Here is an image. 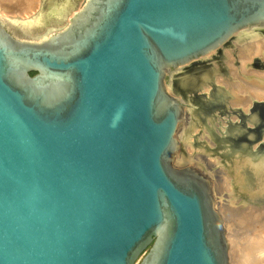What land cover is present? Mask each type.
Returning <instances> with one entry per match:
<instances>
[{
	"label": "water",
	"instance_id": "95a60500",
	"mask_svg": "<svg viewBox=\"0 0 264 264\" xmlns=\"http://www.w3.org/2000/svg\"><path fill=\"white\" fill-rule=\"evenodd\" d=\"M253 31L264 0H40L0 17V264H230L210 177L176 161L186 103L166 79ZM263 120L227 121L221 153L262 171Z\"/></svg>",
	"mask_w": 264,
	"mask_h": 264
},
{
	"label": "bare ground",
	"instance_id": "6f19581e",
	"mask_svg": "<svg viewBox=\"0 0 264 264\" xmlns=\"http://www.w3.org/2000/svg\"><path fill=\"white\" fill-rule=\"evenodd\" d=\"M38 6L40 7L39 0H0V12L3 11L4 9L11 10L13 12L17 11L22 15L21 17L22 19L29 18L30 16L35 14L37 12L36 9L39 8ZM248 38L249 40L243 39V36L237 35L236 40L234 42L235 46L233 48L230 47L229 49L224 51L226 54V58L224 60L223 65L227 70L225 74H220V75L211 77L212 72L211 73L210 71L201 72V79H202L201 81L203 82L201 89L207 90L208 86L206 85V82L209 85L208 79L213 78V80L217 84H219L221 87L223 86L224 89L228 92L229 97H230L228 100V105L230 107H240L241 108V109H238L239 111H235L236 109L234 110L231 109L236 114L233 117L234 118L233 120L238 119L239 117L242 118L243 116V119L247 120V122L252 125L253 122H255L256 119L258 118V114H260V116L264 118V105L262 106L256 105L253 107V104L255 102L264 101V72L260 71V69L259 70L254 69V67L251 64V61H253V57L251 55L256 54L258 57L257 66L264 67V37L260 35L259 32L253 31V33H251L250 36H248ZM236 62H238V64H236ZM214 65L215 67L219 66L217 63H215ZM194 83H195V80H194ZM182 84L186 85V87L183 88L184 90L183 93L185 96V90H187L188 88L187 86H189L191 82L189 84L187 82H183ZM212 87H215V88H213L211 91L209 90V94H211V92L214 93L218 91V88H216V86H212ZM170 90L172 91L173 89L170 88ZM172 92L175 93V91H172ZM191 92L192 90L189 92V98L186 99L187 101L184 100L185 103L186 102L190 103V105L186 109L187 118L184 119V123L180 127L179 132H177L179 133L178 142H179V147H180L177 151V156H176V161L178 163H187V160H191V162L196 163L197 162L196 160H198V159L195 160L193 158L194 155L192 153V145L190 141L193 137L189 133L195 127L194 126L195 123L202 122L201 115L198 113L196 105H199L200 109L201 107L204 108L205 111L210 110L212 107H217L218 105V104L214 105L212 102H209V100H211L209 99L211 98V95L209 96L207 94L203 95L202 96L203 101L201 102L199 101L200 97L193 92H192L193 94H191ZM194 97H197V98H195V100L193 101L192 98ZM253 100H256V101L253 102ZM250 109H252V111H250ZM205 122H202V125H203L202 134L199 137L204 138L206 142L213 145L214 140L217 138V134L214 132L215 131L214 129L216 128L218 132L220 128V123L222 122L224 123V120L219 119V117L218 118L213 117V118H208V119L206 118ZM225 123H227V120ZM224 127H227V126L225 125ZM224 127H221V128L224 129ZM254 128L256 129V127H253V129ZM238 129H237V132L235 133L237 135L247 133V131L243 127H240V128L238 127ZM242 146L245 147V144L242 143ZM218 150L220 149L218 148L217 150L216 149L213 150L216 153L215 154L216 157H214L215 158L214 163L216 162L219 163V165L221 166V169H220L222 171V172L220 171L221 173L229 174V177L226 178V180H228L226 181L227 189L230 190L229 185H231V188L233 189L232 197L239 199L241 206L243 205L248 206L246 208H240V206L236 207V210H235L236 212L235 211L234 212L235 214L237 213V215H241V217H244L245 215L246 219L247 218L250 219L252 224H249L248 227L252 225L251 228H253V232L257 231V233L255 232L254 235L250 234L252 235L250 238L248 239L247 237L245 238L247 239L246 243L243 245V248L241 249L242 258H244V260H247L250 264H264V223L259 224L258 222V224H256V221H253V219H251L253 217L256 218L258 211L260 209V208H256V206H254L252 203L254 202L253 200H259V198H257V194H256L257 192H254V189L258 187L260 184L261 185L264 184V169L260 172L256 171L258 170L256 168L258 164V159L256 157L246 156L244 161L242 162L241 158L235 155H229L228 157L227 154L223 155L221 153V150H220V153H218L219 152ZM202 157L206 158V156L205 157L202 156ZM219 158L221 159V161L217 160ZM200 159L201 158H199V162H200ZM230 170L232 171L234 170V173L233 172L229 173L228 171ZM220 206L222 207V205ZM218 211L220 212L221 216L226 214L224 209H220L219 206H218ZM255 218L254 220H257V218L256 219ZM235 228H238V227H235ZM242 233L244 234V232ZM228 234L229 233L227 232L226 236H227L228 247H229L228 254L231 260V252H233L234 250L231 251V244H230L232 235H228ZM242 236L244 237V235ZM242 236H241V240H242ZM238 245L239 243L237 244V247ZM230 264H232L231 261H230Z\"/></svg>",
	"mask_w": 264,
	"mask_h": 264
},
{
	"label": "rangeland",
	"instance_id": "374dc122",
	"mask_svg": "<svg viewBox=\"0 0 264 264\" xmlns=\"http://www.w3.org/2000/svg\"><path fill=\"white\" fill-rule=\"evenodd\" d=\"M39 4H40V0H39ZM38 9L39 8H37L36 10H38ZM0 17H6V18H9V19H22L21 18L22 15L19 12H17V11L13 12V11L7 10V9H4L3 11L0 12ZM247 39L249 40V38H247ZM235 40H236V38L233 40V44H227L226 46H224L223 49H222V53L220 55L218 54V52L215 51L212 54L207 55L206 57H201V58H199L198 60H196V61H194L192 63L184 65L182 67V69L178 72V74L176 75L175 78H173V79L167 78L166 79L167 85L170 84L172 86V88H173V91H175L176 94H178V91H180V90L184 92L183 88H185L186 85L182 84L183 82H187L188 84L191 82V84L189 86H187L188 87L187 90H185L186 98L184 96L183 100H186L187 98H189V92L191 90H192L193 93H195L196 95H198L200 97L199 101H201V102L203 101L202 100L203 99V97H202L203 93L207 94L208 96L211 95V98L213 97L215 99L221 93L224 94L225 100H226L224 106L212 107L210 110L205 111L204 108L201 107V109H200L199 105H196L197 111L201 115V121L202 122H205L206 118L208 119V118H213V117H217V118L219 117V119L224 120V123L223 122L220 123V127H224L225 125L228 127L229 125L227 123H225L226 120L227 121L230 120L232 123H235V124L240 121V119H239L240 117L238 119L233 120L234 119L233 117L236 114L232 110L236 109L235 111H239L238 109H241V108L240 107H230L228 105V100H229L230 97H229L228 92L224 89L223 86L221 87L219 84H217L213 80V78L212 79L209 78L208 79L209 85L206 82V85L208 86V89L207 90L201 89L202 83H203L201 81L202 80L201 79V72L210 71V73L212 72L211 73V77L212 76H216V75H220V74H225L227 72L226 68L223 65L224 64V60L226 58V54H225L224 51L229 49L230 47L233 48L235 46V43H234ZM251 56L253 57V61H251V64L254 67V69H257V70L260 69V71L264 72V67L256 65L257 64L256 63L257 62V58H258L257 55L256 54H252ZM213 63L214 64L217 63L219 66L215 67V65ZM236 64H238V62H236ZM174 79H176V80H174ZM194 80H195V83H194ZM214 85L216 86V88H218V91H216L214 93L211 92V94H209V90L211 91L213 89L212 86H214ZM178 87H179L180 90L178 89ZM192 92H191V94H193ZM179 95L182 96V94H179ZM195 98H197V97L192 98L193 101L195 100ZM186 103L187 104H185V107H184L185 108L184 119L187 118L186 109L190 105L189 102H186ZM214 111H216V112H214ZM210 115H212V116H210ZM202 122L201 123L200 122L195 123V125H194L195 127L193 128V130H191L189 132L190 135L193 137L190 140L191 141V145H192V153L194 155L193 158L195 160L196 159H198V160H196L197 161L196 163L191 162V160H187V163L191 164V165H194L196 168L200 169L201 171H203L204 173H206L210 177V179L212 181V185H213L214 190L216 192V199H217V202H218L217 208L219 206L220 209H224V211L226 212V214L222 215L221 217L223 219L224 226L226 227V231L229 233L228 235H232V239H231V243L230 244H231V251H233V250L234 251L231 252V260H230L231 263L232 264H250L247 260H244V258H242V254H241L242 250L241 249L243 248V245L246 243V240L248 238H250L252 235H254L255 232L257 233V231L253 232V228H251L252 225H250L248 227V225L252 224V222L250 221V219H248V218L246 219L245 215H244V217H241V215H237V213L235 214L236 207L240 206V208H246L248 206H245V205L241 206L240 202H239V199H236V198L232 197L233 189L231 188V185H229L230 186V190L227 189L226 181H228V180H226V178L229 177V174L228 173L227 174L221 173L222 171L220 170L221 166L219 165V163L218 162L214 163L215 162V158L214 157H216L215 156L216 153L213 150H215V149L217 150L218 149V146H217L218 145V143H217L218 141L215 139L213 145H211L208 142H206L204 138L199 137L202 134V126H203ZM183 123H184V121L181 122V124L178 126L177 132H179L180 127L182 126ZM214 130H215L214 132L217 134V129L215 128ZM178 135H179V133H177V138H178ZM181 149H182V147H181ZM218 151H220V150H218ZM202 156H204V157L206 156V158H203ZM199 158H201L200 162H199ZM217 160L221 161L220 158L217 159ZM228 172L229 173L230 172L234 173V170L233 171L230 170ZM218 178H219V180H218ZM223 179H224V181H223ZM252 204L254 206H256V208H260V209H259L258 214L256 216L257 220H254L255 217H253L251 219H253V221H256V224H258V222H259V224L264 223V220H263L264 219V211H263L264 210L263 209L264 204L263 203L258 204V203H255V202H253ZM220 205H222V207ZM230 213H231V215H230ZM261 214H263V215H261ZM246 221H248V222H246ZM235 227H238L239 229L235 228ZM242 228H244V229H242ZM240 232L241 233L244 232V234L243 233L241 234ZM246 233H248V234H246ZM250 234H252V235H250ZM242 235H244V237ZM241 236H242V240H241ZM246 237H247V239H245ZM237 242L240 245V246L238 245V247H237V244H238Z\"/></svg>",
	"mask_w": 264,
	"mask_h": 264
},
{
	"label": "flooded vegetation",
	"instance_id": "af4514ba",
	"mask_svg": "<svg viewBox=\"0 0 264 264\" xmlns=\"http://www.w3.org/2000/svg\"><path fill=\"white\" fill-rule=\"evenodd\" d=\"M258 60V59H257ZM257 63V62H256ZM255 63V64H256ZM258 65V64H256ZM222 92V91H221ZM220 96V97H219ZM211 100H209V102H212L214 105L218 104L217 106H224L225 105V96L223 93H221L220 95L217 96V98H209ZM256 100H253V102H255Z\"/></svg>",
	"mask_w": 264,
	"mask_h": 264
},
{
	"label": "trees",
	"instance_id": "16d2710c",
	"mask_svg": "<svg viewBox=\"0 0 264 264\" xmlns=\"http://www.w3.org/2000/svg\"><path fill=\"white\" fill-rule=\"evenodd\" d=\"M35 72H30V74H34Z\"/></svg>",
	"mask_w": 264,
	"mask_h": 264
}]
</instances>
